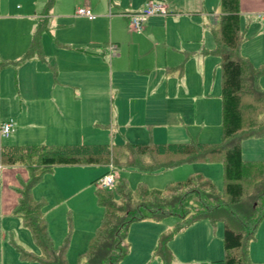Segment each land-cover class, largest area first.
Returning a JSON list of instances; mask_svg holds the SVG:
<instances>
[{
    "label": "rangeland",
    "instance_id": "1",
    "mask_svg": "<svg viewBox=\"0 0 264 264\" xmlns=\"http://www.w3.org/2000/svg\"><path fill=\"white\" fill-rule=\"evenodd\" d=\"M218 1L207 0L205 3L206 10L217 14L219 12ZM0 2H8L10 5L9 14L15 15L13 26L10 23H0V31L3 30L4 33L2 34L14 38L15 61H17L26 54L30 41V38H27V32L31 27L28 18L21 19L19 16L32 15L33 12L39 13L44 0H0ZM86 2L90 4L91 12L95 17L93 22H87L83 16L75 14L76 9L84 8ZM108 12H111V10H108L106 0H55L52 7V14L56 15L57 19L65 21L68 25L58 31L59 36L62 38L64 36V38L73 41L77 40L78 37H91L95 40L96 38L107 36L109 31ZM112 12L115 13L117 11L112 8ZM261 16V12L257 11H251L248 14L245 13L240 16V30L244 34L245 39L240 44L239 54L257 67L264 65V62L258 63L264 61V22L260 19ZM113 17V19L117 20L114 22V27H118L114 28L113 37L119 39L120 43H123L121 41L125 38L124 33L127 32L126 29L128 28L129 31L132 29L127 21L122 20L120 15L116 14ZM51 28L52 26H50ZM201 28L203 31L201 38H197L192 42L195 45L194 48H198L200 42H203L199 50L201 56L197 54L193 56L191 55L193 52L189 51V53L187 52L190 55L189 59L182 57L181 61L174 66L178 68L169 70L170 73L167 76L168 99L157 97L158 94L164 96L162 93L165 90L159 93V89L151 94L143 93L144 95L137 90L125 92L122 95L128 97L124 98L117 106L126 110V112L120 113L117 116L112 115L109 102L103 106L100 100L101 95H99L100 97L97 95L98 97L96 98L98 100H95V103L82 99L79 104L83 107L84 114H88L89 117H85L81 121L79 127L80 133L77 135L81 139H78L76 136V139L70 137L69 140H80L74 144L181 143L188 141L190 138L197 139L200 142L219 141L221 119L220 67L218 56L210 52L216 46L218 26L210 18H202ZM147 34L148 36L136 38L137 40L135 39V41H129L128 39V43L131 44V51L129 53L134 62L152 58L151 56H160L161 51H163L160 31ZM54 44L56 43L52 38V31L44 33L41 37L42 59L35 55L31 58L32 60L28 61L29 63L16 69L15 73L10 72L2 75L0 72V124L9 119L13 120L14 115L15 126L21 125V123H28V126L22 127V130L15 129V143H9L12 136L11 133H9L11 134L10 138L0 137L1 146L41 145L45 143L27 141L36 140L34 133L39 132L43 134L45 132L46 134V131L51 130L46 126L44 127L42 123L38 125L36 122H40L41 120L32 117L34 110L38 106L43 108L44 105L42 103L31 104L29 101L36 95L43 101L47 95L45 84L50 82L53 76L46 62L55 51ZM123 48L125 49V45L117 49L122 50ZM171 51L176 59V55L178 54L174 53L172 49ZM12 52L13 50L11 49L9 53ZM154 71L150 74L151 80L160 75ZM178 77L185 82L184 86L178 87L174 84V81H177ZM142 78L146 77L143 76ZM143 81L140 77L132 78L130 81L131 85L134 86L132 90L137 88V82L142 85ZM260 88L264 90V87L260 86ZM45 89L46 92H43ZM146 91L145 89L144 92ZM156 98L158 100L155 104H151V101H155ZM96 104L100 107L98 114L94 113L93 110ZM72 107L69 106L68 110H71ZM147 108L150 110L154 109L155 111L145 115L143 111L147 110ZM132 112H138V114ZM154 113H156V117H154L155 122L149 120L143 121L146 117L151 118ZM171 113L172 115H170ZM131 115L132 117L130 118ZM177 115L180 121H178ZM67 127L71 126L68 125ZM240 148L242 158L264 161V137L243 139L240 142ZM9 167L2 165V170L6 168L10 169ZM87 171L90 174V178H96L106 170L102 169V166H92ZM114 172L117 175V171L114 170ZM195 172H200L215 184L217 190H222L223 178L222 164L220 162L183 164L156 174L140 173L137 171H120L118 173L120 177L125 179L131 191V201L134 205L138 200L136 188L139 184L143 183L148 189L162 190L166 185L183 181ZM84 176L86 178L85 174ZM89 181L90 179L87 180L88 184H85L82 195L76 197L74 195H53V200L45 202L46 206L43 210L45 219L48 222V233L54 246H58L64 240H67L65 257L69 264H83L81 254L90 237L89 234H92L102 215V209L95 201L94 191L96 184ZM40 187L38 185L37 189L40 190ZM109 189L111 190L113 187ZM10 191L13 192L12 187L8 186L7 190L4 187V198H7L8 195H14V192L11 193ZM14 191L15 195H18L16 188ZM40 192L38 195L34 194V198L39 199L41 196H47L39 195L41 194ZM113 201L116 204L119 202L116 198ZM8 220L14 221L13 228H15V231L10 230L15 235L16 243L27 251L33 252L34 255L39 254L30 239L28 231L19 223V219L11 216ZM175 221L176 218L172 216L159 221L145 220L148 223V226L145 228L142 226L145 223H131L127 236L130 254L128 253L120 264H135L130 257L136 256L137 258V256H140L139 258H141L144 255H149L148 261L145 264H156L155 261H153L154 263L151 262L152 250H148L149 244L151 241L153 243L154 235L156 236L157 231V234L170 231ZM5 223L0 222V264H37L19 259L17 252L10 243L9 234L11 231L5 228ZM202 225H205L208 229L209 241L205 246L206 248L199 251L206 252V254L186 248L183 251V257L185 259L188 257L196 258V261L185 264L210 263L213 260L215 262L217 260L215 258L221 257V223H216L214 227H210L206 223H202ZM9 226H11L10 223ZM217 247L220 250L218 255L215 252V248ZM247 251L251 261L264 264V221L259 225L255 237L248 242ZM208 255L211 258L206 259L205 257H209ZM174 264L184 263L175 259Z\"/></svg>",
    "mask_w": 264,
    "mask_h": 264
},
{
    "label": "trees",
    "instance_id": "2",
    "mask_svg": "<svg viewBox=\"0 0 264 264\" xmlns=\"http://www.w3.org/2000/svg\"><path fill=\"white\" fill-rule=\"evenodd\" d=\"M54 1L46 0L45 12ZM240 15V0H219L218 39L210 51L218 56L220 67L219 141L190 138L181 143L0 145L2 165H23L31 171L28 180L17 189L18 199L11 213L20 219L39 254L15 244L20 260L69 264L65 257L67 240L54 246L48 233L43 213L46 200L30 194L41 176L55 166H104L103 176L111 164L117 178L113 189L94 191L102 215L81 254L83 264H120L129 252L127 235L131 223L144 219L159 221L169 216L176 218L175 224L159 236L154 251L160 264H173L169 242L175 235L204 220L212 227L218 222L222 225V257L215 264H258L249 259L247 245L264 221V161L244 160L240 142L264 137V90L259 86L264 65L254 66L239 54L245 39L240 30ZM42 32L39 24L21 59L0 58V70L18 66L35 55L42 59ZM213 162L222 164L221 191L209 178L195 172L162 190L139 184L134 205L125 179L118 174L120 171L156 174L183 164ZM114 198L119 201L117 204Z\"/></svg>",
    "mask_w": 264,
    "mask_h": 264
},
{
    "label": "crops",
    "instance_id": "3",
    "mask_svg": "<svg viewBox=\"0 0 264 264\" xmlns=\"http://www.w3.org/2000/svg\"><path fill=\"white\" fill-rule=\"evenodd\" d=\"M149 1L164 4L167 14L147 17L143 21L140 31H129L127 28V32L124 33L125 38L121 41L123 43H120L119 39L113 37L114 28H118L117 26L114 27V22L117 20L113 19V16L116 14L120 15L122 20L128 22L129 20L124 14L140 12ZM206 1L207 0H106L108 10H111V12H108L107 17L109 23L108 35L102 38H96L95 40L91 37H78L77 40L73 41L64 38V36L63 38L59 36L58 31L68 25L65 21L57 19V16L52 14V8L45 12L44 5L46 0H44L42 9L39 13L33 12L32 15L19 16L21 19L28 18V20H30L28 22L31 23V27L27 32V38H32L35 30H37V26L40 24L43 27L42 35L52 31V38L56 43L54 44L55 51L53 55L50 59H47L46 62L48 67L51 69V74L53 76L51 81L45 84L47 87V95L44 97L43 101H41L37 95L32 97L29 101L31 104L42 103L44 105L43 108L38 106V108L34 110L32 117L41 120L40 122H36L38 125L42 123L44 127L46 126L51 130L46 131L47 135L45 132H43V134H40L39 132L34 133V138H36V140L27 141H39L45 142L43 144L51 145L78 143L76 141L80 140L71 141L69 138L71 137L76 139L75 137L80 133L79 127L81 125V121L84 120L85 117H89L88 114H84L82 110L83 107L79 104L82 99L95 103V100H98L96 97L101 95V97L99 96L101 103L105 106V104L109 102L111 113L114 116L126 112V110L117 106V104L124 98L128 97L122 95V93L125 94V92H133L137 90L144 95L143 93L151 94L155 92V90L157 91V89H159V93L164 92V90L165 92L162 93L164 96L158 94L157 97L168 99L167 76L170 73V68H174V66L181 61L182 57L184 59H189L190 55L187 54L189 51L193 52L191 54L193 56H195V54L201 56L199 50L201 49L203 42H200L198 48H194L195 45L192 42H194L197 38H201L203 34V31L201 30L202 18H210L213 23H217L219 12L214 14L212 11L206 10ZM9 6L8 2H0V23H10V25L13 26V22H15V15L9 14ZM85 7L91 10V6L88 2L85 3ZM112 8L117 12H112ZM240 11L241 15L245 13L248 14L251 11L261 12L262 16L260 19L264 22V0H240ZM94 20L95 18H85V21L87 22H93ZM122 25L124 26V24ZM50 26H52V30L50 29ZM124 27L123 29L125 30ZM157 31H160V38H162L163 51H161V55L151 56L152 58L145 59L143 61L137 60L134 62L129 53L131 51V44L128 43V39L129 41H135L136 38L146 37L148 36L147 33ZM2 33H4L3 30L0 31V58L15 61L14 38ZM122 45H125V49H117ZM115 46L117 50L115 49ZM11 49L13 52L9 53ZM171 49L174 53L178 54L176 55V59L175 55L173 56ZM31 58L18 65V67L14 65L7 66L6 68L1 69L0 72L2 75H6L10 72L15 73L16 69L29 63L28 61L32 60ZM262 62L264 61H260L258 63ZM254 63L257 64L256 62ZM153 71L160 75L159 77L156 76L153 80H151L150 74L153 73ZM143 76L146 78H142ZM138 77L144 81L141 85L138 84V80L137 88L132 90L134 86L131 85L130 81L132 78L134 79ZM174 84L179 87L184 86L185 82L178 77L177 81H174ZM259 84L264 87V76L259 78ZM145 89L147 90L146 92H144ZM43 92H46V89ZM157 100L158 99L156 98L155 101H151V104H155ZM69 106H73L71 110H68ZM93 110L94 113L98 114L100 107L96 104ZM154 111V109L150 110L147 108V110L143 111V114L148 115L147 113H153ZM132 113L138 114V112ZM155 114L156 113H154L151 118L146 117L143 121L149 120L151 122H155ZM170 115H172V113ZM131 117L132 115L130 118ZM177 118L178 121H180L178 115ZM8 121H11L12 123V130L10 132L12 136L10 138L11 134H8L7 137L10 138L9 143L12 144L15 143V129L22 130V127L28 126V123L20 122L21 125L18 124L15 126V115L13 120L9 119ZM4 122L7 121H3L1 124ZM68 125L71 127H67ZM77 137L78 139H81L80 136ZM90 167L92 166L52 167L41 176V179L34 186H32L30 194L34 198L35 195H38V193L42 190L39 195H47L41 196L45 197L44 199L46 202L53 200V195H74L75 197L82 195L85 184H88L87 180L90 179L89 182L93 183L98 177L90 178V174L87 171ZM9 168L10 169L6 168L2 170L0 176V222H6L4 226L7 230L12 229L15 231V228H13L14 221L8 220L11 216H14L11 211L18 199V195H15L14 189H19L28 180L31 171L23 165H14ZM102 169L106 170V167L102 166ZM84 174L86 175V178ZM38 185L41 186L40 190L37 189ZM8 186L12 187L14 193L12 191L10 192L14 195H8L7 198H4V187L5 190H7ZM145 220L150 219H144L137 222L145 223L142 225L145 228L148 226V223H146ZM9 223L11 226H9ZM19 223H21V221ZM202 223H206L212 227L205 220L196 222L175 235L172 239L174 241L171 240L172 242H169V248L173 254V264L175 263V259L184 264L196 261V258L188 257L185 259L183 257V251L186 250V248L191 251L194 250L201 254H206V252H200L202 249L206 248L205 246L209 241L208 229L205 225H202ZM157 233L156 236L154 235L153 243L151 241L149 244L148 250H152L151 262L155 261L156 264H160V261L154 255V251L159 236L164 232L160 234ZM92 234L90 233L89 236L91 237ZM9 235L10 243L13 248H15V244H18L15 241V235L12 231ZM215 249V252H217L216 255H218L220 250L218 247ZM208 256L209 257L205 258H211L210 255ZM139 257L140 256H137L136 258L135 256L130 258L135 264H145L148 261L149 255H144L141 258ZM221 257L215 259L219 260ZM213 261H210V263H215Z\"/></svg>",
    "mask_w": 264,
    "mask_h": 264
},
{
    "label": "built area",
    "instance_id": "4",
    "mask_svg": "<svg viewBox=\"0 0 264 264\" xmlns=\"http://www.w3.org/2000/svg\"><path fill=\"white\" fill-rule=\"evenodd\" d=\"M75 14L78 16H83L88 19H94V15L91 10L87 7L77 8ZM167 10L164 4L149 1L145 4L144 8L137 13L124 14L128 18L129 26L134 31H139L142 28L143 21L153 15H166ZM12 130L11 121L4 122L0 125V136L7 137ZM109 171L101 176L97 181H95L96 188L98 189H109L112 188L116 179L114 169L111 164L108 165ZM2 172V164L0 163V176ZM205 264H215V263H205Z\"/></svg>",
    "mask_w": 264,
    "mask_h": 264
}]
</instances>
